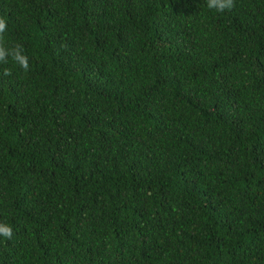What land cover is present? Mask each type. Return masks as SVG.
I'll list each match as a JSON object with an SVG mask.
<instances>
[{"label":"trees","instance_id":"1","mask_svg":"<svg viewBox=\"0 0 264 264\" xmlns=\"http://www.w3.org/2000/svg\"><path fill=\"white\" fill-rule=\"evenodd\" d=\"M0 16V264H264V0Z\"/></svg>","mask_w":264,"mask_h":264},{"label":"clouds","instance_id":"2","mask_svg":"<svg viewBox=\"0 0 264 264\" xmlns=\"http://www.w3.org/2000/svg\"><path fill=\"white\" fill-rule=\"evenodd\" d=\"M206 6L217 13L231 11L235 7V0H206ZM7 30V22L0 16V65H7L9 61L27 73L30 70L29 57L25 54L24 48L17 43L10 47L5 46L4 34ZM13 74L12 69L4 67L2 75L9 77ZM13 236V229L6 223H0V237L10 240Z\"/></svg>","mask_w":264,"mask_h":264}]
</instances>
